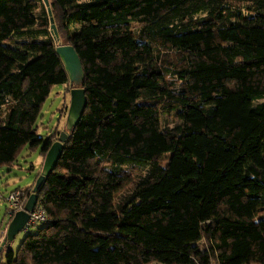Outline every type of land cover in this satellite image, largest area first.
Returning a JSON list of instances; mask_svg holds the SVG:
<instances>
[{
    "label": "trees",
    "instance_id": "trees-1",
    "mask_svg": "<svg viewBox=\"0 0 264 264\" xmlns=\"http://www.w3.org/2000/svg\"><path fill=\"white\" fill-rule=\"evenodd\" d=\"M49 1L57 35L0 0V167L62 131L36 125L71 89L60 45L87 107L0 264H264V0Z\"/></svg>",
    "mask_w": 264,
    "mask_h": 264
},
{
    "label": "rangeland",
    "instance_id": "rangeland-1",
    "mask_svg": "<svg viewBox=\"0 0 264 264\" xmlns=\"http://www.w3.org/2000/svg\"><path fill=\"white\" fill-rule=\"evenodd\" d=\"M68 89L69 86L67 84L53 86L36 123L39 137L46 138L47 134L56 128H66V118L63 117L61 110L70 104V92L67 91ZM41 149L42 145L36 150H32L29 147L24 148L13 165L0 167V250L11 221L7 214V198L13 191L35 186L36 177L43 162V157L40 154ZM34 231L35 228L29 229L28 232L23 229L16 234L15 238L0 253L1 260L3 259L4 261L6 259L8 249L16 251L23 238ZM151 264L160 263L154 262Z\"/></svg>",
    "mask_w": 264,
    "mask_h": 264
},
{
    "label": "water",
    "instance_id": "water-1",
    "mask_svg": "<svg viewBox=\"0 0 264 264\" xmlns=\"http://www.w3.org/2000/svg\"><path fill=\"white\" fill-rule=\"evenodd\" d=\"M44 3L50 16L51 29L57 35L50 1L44 0ZM57 53L65 65L71 85L70 104L66 117V129L60 132L58 138L50 145L49 149L47 150L41 173L36 180L33 191L30 194L24 209L18 211L11 219L1 249L7 242L9 244V242L15 238L16 234L23 230L26 222L29 219L30 213L34 210L38 203V191L41 185L54 171L63 155L65 142L68 137L67 132L69 130H73L77 126L87 107L86 90L81 86L84 79V69L78 52L72 45H60L57 47Z\"/></svg>",
    "mask_w": 264,
    "mask_h": 264
},
{
    "label": "built area",
    "instance_id": "built-area-1",
    "mask_svg": "<svg viewBox=\"0 0 264 264\" xmlns=\"http://www.w3.org/2000/svg\"><path fill=\"white\" fill-rule=\"evenodd\" d=\"M29 194H27L24 190H17L13 191L7 198V214L9 219L11 220L14 215L20 211L23 210L25 207V204L28 200ZM47 215L45 214L44 209L36 205L34 210L30 213L29 219L26 222L24 226V230L27 231L31 227L41 224L42 222H47Z\"/></svg>",
    "mask_w": 264,
    "mask_h": 264
},
{
    "label": "crops",
    "instance_id": "crops-1",
    "mask_svg": "<svg viewBox=\"0 0 264 264\" xmlns=\"http://www.w3.org/2000/svg\"><path fill=\"white\" fill-rule=\"evenodd\" d=\"M67 107L68 106H65L64 108H62V115H63V117L65 118V117H67L66 116V109H67ZM66 129V128H65ZM62 130H64V129H62ZM43 163H44V158H43V162H42V165H41V167H43ZM42 169V168H41Z\"/></svg>",
    "mask_w": 264,
    "mask_h": 264
}]
</instances>
